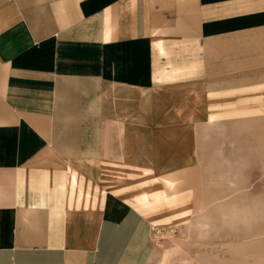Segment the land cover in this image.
Returning a JSON list of instances; mask_svg holds the SVG:
<instances>
[{
	"label": "crops",
	"instance_id": "1",
	"mask_svg": "<svg viewBox=\"0 0 264 264\" xmlns=\"http://www.w3.org/2000/svg\"><path fill=\"white\" fill-rule=\"evenodd\" d=\"M263 118L264 0H0V264H151L202 129Z\"/></svg>",
	"mask_w": 264,
	"mask_h": 264
},
{
	"label": "rangeland",
	"instance_id": "2",
	"mask_svg": "<svg viewBox=\"0 0 264 264\" xmlns=\"http://www.w3.org/2000/svg\"><path fill=\"white\" fill-rule=\"evenodd\" d=\"M196 151L194 166L178 174V189L196 192L194 218L155 232L151 264L177 247L170 264H264V118L205 127Z\"/></svg>",
	"mask_w": 264,
	"mask_h": 264
}]
</instances>
